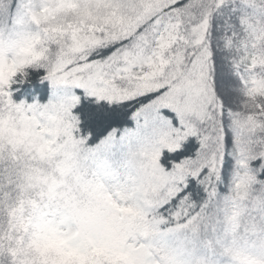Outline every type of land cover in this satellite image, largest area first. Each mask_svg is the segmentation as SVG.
I'll list each match as a JSON object with an SVG mask.
<instances>
[{
  "label": "snow or ice",
  "instance_id": "snow-or-ice-1",
  "mask_svg": "<svg viewBox=\"0 0 264 264\" xmlns=\"http://www.w3.org/2000/svg\"><path fill=\"white\" fill-rule=\"evenodd\" d=\"M0 264H264V0H0Z\"/></svg>",
  "mask_w": 264,
  "mask_h": 264
}]
</instances>
